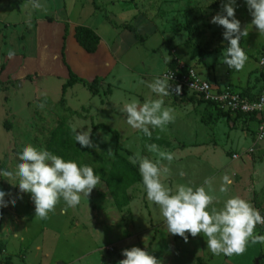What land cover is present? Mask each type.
Instances as JSON below:
<instances>
[{"label":"rangeland","instance_id":"374dc122","mask_svg":"<svg viewBox=\"0 0 264 264\" xmlns=\"http://www.w3.org/2000/svg\"><path fill=\"white\" fill-rule=\"evenodd\" d=\"M165 1L168 0H152L148 11L154 13L155 17L151 19L146 13L148 19L142 18L146 22L147 33L143 36L145 48L140 47L142 57H145L142 61L139 60L141 56L136 54V46H131L136 36L138 40L142 37L139 31L132 33L126 30L118 35V41L112 42L114 51L124 57V62L118 64L110 79L115 80L120 74V80L113 83L112 99H105L104 95H108V92L105 94L104 91H101V97H93L86 83H77L65 93L69 110L59 102L63 83L69 78L68 67L61 57L62 22L73 24L74 21H86V14L93 8L97 9L96 4L100 0H35L41 5L40 8L33 7L34 0H19L14 4L16 10L12 15L11 12L2 14L9 20L16 19L17 23L7 28L5 21L8 19H0V169L15 173L19 163L18 153L26 145L46 149L52 132L65 117L68 124L77 127V131L91 130V139L99 148H82L85 150V161L81 166L92 167L99 175L100 183L88 197L81 194L80 203L75 208L69 207L64 213L61 209L66 205L61 199L55 211L49 213L48 219H39L35 217L31 194L21 193L18 185H12L18 184L19 179H12L11 184L0 177V190L6 192L5 201L16 199L14 206L9 202L7 207L0 208V238L6 241L5 250L0 246V264H40V259L50 257H53L50 264H80L75 259L77 253L92 251L109 243V238H113L112 233L120 232L116 238H121L145 232L151 222V210L154 219H158V213L151 207L153 203H149L148 207L146 205L148 199L142 181L127 189L130 198L128 205L122 208L116 205L106 183L117 144V134L112 130L120 133L122 149L119 152L128 158L136 153L148 157L146 145L156 143V140L159 145L164 140L173 143L171 133L174 131L183 143L179 144L177 140L168 149L176 157L170 165L163 161L170 168V173L161 177L165 187L174 192L178 185L183 184L194 189L204 186L207 191L204 180L211 178L213 191L209 194L218 197V201L239 196L264 214V139H258L257 125L246 137L242 133V125L249 127L250 123L230 112V120L227 116L218 120L213 136V126L202 120L205 107L204 104L199 107V104L203 102L194 98L198 103L195 107L187 101L179 105L178 99L170 92L167 98L173 105L168 104L167 107L175 109V120L163 132L150 128L152 137L149 138L140 130L136 134V129L127 124L126 114L120 110L123 104L116 109L110 106L122 100L125 103L131 99L129 103L136 101L143 104L157 99L148 84L168 69L167 61L174 55L178 56L176 53L179 54V51H184L207 79L216 69L204 70L201 64L205 63V58L222 62L228 42L223 37V27L210 23L214 15L222 12L221 0ZM3 4L8 6L7 2ZM104 7L107 20L112 18L122 29L130 23V19L120 18L131 13L130 9L120 11L122 2L118 1L115 9L111 2L104 4ZM47 15L55 19L49 20ZM235 15L241 22V28L248 31V36L240 40V47L248 56L244 69L238 73L244 78L249 67L258 66L259 56L264 53V35L259 34L251 24L252 17L245 0H236ZM164 36H172L171 48L164 41ZM128 47L131 48L126 51ZM9 50L14 51L15 56L10 60V66L6 67ZM128 62L131 69L124 64ZM4 68L6 72L2 75ZM227 69L226 64L220 63L217 70L223 74ZM40 104L44 107L40 108ZM90 104L93 105L91 113ZM107 105L109 107L105 108ZM183 115L185 123L177 120ZM93 122L106 126L95 128ZM141 138L146 140L144 145ZM183 140L187 141L186 144ZM160 149L163 150V146ZM234 154L238 156L234 157ZM224 175L233 181L228 185L227 193L219 191ZM254 233L264 235V225L257 224ZM113 248L114 244L105 246L107 252ZM263 253L264 244L249 241L244 253L230 257L244 263L251 257L252 262L259 260V264H264ZM72 260L75 262H69ZM208 264L222 262L212 257L208 250Z\"/></svg>","mask_w":264,"mask_h":264},{"label":"clouds","instance_id":"9594fccd","mask_svg":"<svg viewBox=\"0 0 264 264\" xmlns=\"http://www.w3.org/2000/svg\"><path fill=\"white\" fill-rule=\"evenodd\" d=\"M245 3L252 17L251 24L259 34L264 35V0H245ZM221 4L222 12L214 15L210 23L224 29L223 37L228 42V47L223 53V63L231 70L241 71L248 56L240 47V40L248 36V31L241 28V22L236 18V0H227L226 3L221 0ZM33 7L40 8L41 5L34 0ZM7 55L12 59L15 52L9 50ZM170 79L172 76L166 74L148 84L151 91L161 98L143 104L133 101L121 107L120 110L126 114V122L131 128L140 130L151 138L150 127L163 132L169 123L174 122V109L164 107L162 97H167L170 92L179 96L182 89L179 84L173 88L169 84ZM38 106L44 107L43 104ZM259 107L264 108V99ZM77 130L75 125L71 126L73 138L81 148H99L91 139V130ZM146 147L149 152L156 154L155 162L139 153L130 156L129 161L138 165L147 199L159 207L169 234L179 235L185 243L188 242L189 234L192 237L203 234L208 250L215 256L242 254L249 241L252 244H264V235H254L256 225H264V217L250 202L233 196L226 199L220 209L212 207L209 211V206L216 200V197L209 194L213 191L211 178L204 180L207 191L204 186L194 189L180 184L173 192L165 187L161 177L170 173V168L162 161H167L170 165L176 158L175 154L161 150L155 143ZM109 151L111 152L110 149ZM18 160L15 173L0 169V177L7 179L9 183L14 178L19 179L18 184H11L18 185L21 193L31 194L35 217L39 219H48L49 213L55 211L61 199L66 205L64 213L69 207L75 208L80 203L81 194L88 197L100 183V177L92 167L79 166L71 160L65 161L47 149H37L30 144L18 153ZM180 174L183 175V172ZM232 183V179L224 175L219 191L227 193L228 185ZM5 196L6 192L0 190V208L7 207L9 202L13 206L16 204L15 198L5 201ZM122 255L124 258L118 264H159L155 256L136 246L123 249Z\"/></svg>","mask_w":264,"mask_h":264},{"label":"crops","instance_id":"0c3cea01","mask_svg":"<svg viewBox=\"0 0 264 264\" xmlns=\"http://www.w3.org/2000/svg\"><path fill=\"white\" fill-rule=\"evenodd\" d=\"M19 1V0H0V16L2 18H0L1 20L4 19H8L7 21H5V26L11 27L12 24H16L17 21L16 19H10L5 16L4 18V13H9L11 12V15L13 14V12L16 10V8L14 7V4H16L15 2ZM24 1V0H23ZM120 1L122 2V8L120 11L124 12L128 9L131 10V13L125 17H120L121 20H128L130 19V23H127V25H134L136 27V31H139V33L142 35V37L138 40L136 37L134 38L133 42L131 43V46H136V54L139 57V60H143L145 57H142V50L140 47H144V43H143V36L146 33L145 32V24L146 22L142 19V18H146L148 19L147 16H145V14H149L150 18L153 19L155 17V14L151 13L150 11H148V6L149 4H151L152 0H107V2H105L104 0H100L99 4H95L98 6V8H93L89 11L88 14H86V21H81L80 23H77L76 21H74L73 24H71L68 21H60L62 22V28L60 30V34L62 36V47H61V57L63 60V54L65 57V60L67 61L68 65V70L69 67L72 69V71L80 78H82L85 81H93L96 80L97 81V92L96 94H94L93 91H91L89 89V87L86 85V87H88V89L91 91L93 97L95 95H98L99 97L102 96L101 91H104V93L106 94V92H108V95H104V98H111L113 97V90H114V85L113 83L116 80H120V74L118 76L117 79L115 80H110L111 76L114 75V72L118 66L119 63L124 62L122 61L124 59V57H120L115 51H114V47L112 45V42H116L118 41V35H120L121 33H124L126 30H129L130 32H134L132 29L125 27V28H121L117 23H115L112 18L109 20L106 19V14L107 12L105 11V7L104 4H109L111 2V6H113V9L116 8V4L117 2ZM3 2H7L8 6H4ZM11 2V3H10ZM165 2H170L165 1ZM150 7V6H149ZM19 10H22L21 8ZM116 18V14L114 15ZM47 19L49 20H54V17H51L50 15L46 16ZM20 22V21H18ZM78 24H84V25H88L92 28H94L99 35L101 36V40H100V44L98 46V49L95 52H88L86 49H84V47H82V45L77 41L76 36H75V27ZM66 27H67V33H66V37L64 38V34L66 32ZM147 34V33H146ZM172 36L169 37H165L164 36V41L167 42V45L171 48L172 43L170 42ZM65 44V45H64ZM64 46V48H63ZM118 48V46H117ZM128 47L126 49L129 50ZM145 48V47H144ZM63 51V52H62ZM178 56L180 55V59L189 63V64H193L196 67H198L196 64H194V61L192 59L189 58V56L184 52V51H179V54L176 53ZM129 56L131 54H128ZM178 56H172V58L167 61L168 62V67L174 65L171 62L173 58L178 57ZM147 57V56H146ZM8 60V66H10V60L7 57ZM64 62V60H63ZM220 63H223V57H222V62L215 60V61H209L205 58V63L201 64L204 68V70H209L210 68L213 67L214 74L210 77H208V79L212 80L215 83H218L220 85H231L234 88L238 89V90H244L248 87H251V91L252 92H258L263 86H264V78H263V70L259 65L258 62V66H251L248 68V71L245 73L244 78L242 76H240L238 73L242 72V71H234L231 69H227L226 72H224L223 74H220V72L217 70L218 69V65ZM126 64L127 69H131L130 66V62L128 63H124ZM128 64V65H127ZM199 68V67H198ZM253 71V72H252ZM6 72V68H4V70L2 71V75H4V73ZM9 75V74H8ZM7 75V76H8ZM115 77V76H114ZM26 79V78H25ZM29 79V78H27ZM67 81V80H66ZM65 81V82H66ZM133 81H136L135 79ZM77 83H82L83 82L79 81ZM75 83V84H77ZM64 84V83H63ZM75 84L73 86H75ZM85 85V84H84ZM72 87V86H71ZM70 87L67 88V90ZM66 90V92H67ZM155 97L157 99L161 98L158 97L155 93H154ZM46 97V96H45ZM175 97V96H174ZM48 99H50L49 97H47ZM176 98V97H175ZM162 99L164 100V107H167L168 104H170V101H168L167 97H162ZM178 99V98H176ZM103 101V98L101 99ZM131 99L127 100L125 103H129ZM196 100H188L187 102H190L193 104V107H195V105H198V103L195 102ZM186 101H182L180 99H178V104H183ZM124 100L120 101V103L118 104L117 102H115L114 105H110L112 106V108L116 109L118 106H120L121 104H125ZM201 104H204V107H206L207 104L205 103H200L199 107L201 106ZM91 105L90 108V113L92 111V107L93 105ZM122 105V106H123ZM173 105V104H170ZM109 107V105H107L105 108ZM198 107V108H199ZM104 108V109H105ZM174 109V108H172ZM205 109V108H204ZM210 110L212 111V115L214 118V126L212 127L213 129V136L215 134L214 129H216L217 127V122L220 118L226 117L229 118L230 120V114L229 115H220L219 113H217V109L215 107H210ZM175 112V109H174ZM199 112V110H198ZM201 112V110H200ZM199 114V113H198ZM175 115V114H174ZM232 115H237V114H232ZM231 115V118H232ZM239 116V115H237ZM184 115L180 116L177 118V120L183 121V123H185L186 121L184 120ZM200 118V115H199ZM240 119H242V121L246 120L248 123H250L249 127L244 126V124L242 125V133L244 134V136L248 137L249 135H251V129H254L256 127H254V125H259L258 120L260 121V119L254 115V117L252 116H246V115H240L239 116ZM234 122V121H233ZM244 123V122H243ZM173 124V122L169 123L168 126L171 127V125ZM151 128V127H150ZM115 129V128H113ZM169 131H172L171 129ZM136 134L138 133V130L136 129ZM172 136L174 138V142H176L178 140L179 144L183 143L182 140L179 139V137L177 136V134L172 131ZM161 140V138H160ZM141 141H143V145L146 143V140L144 138H141ZM162 141V140H161ZM184 141V140H183ZM163 142V143H162ZM161 145L158 144V141L156 140L157 145L159 146V148L161 146H163V150L164 151H168V149L170 148L171 145H173V143H168L166 140L162 141ZM187 141H184V143L186 144ZM155 143V144H156ZM148 159L153 160V162H155L154 160L157 159L156 154L155 153H148ZM163 163V161H162ZM214 196V195H213ZM215 202V203H214ZM214 204L209 206V211L212 207H216L217 209H220L221 207H223V202L224 200L221 198L220 201H218V197H216V200H214ZM149 203H151V201L148 200V205ZM152 209H154L157 213H158V219H154V212L153 210H151V214H152V218H151V222L150 225L148 226L147 230H145V232L143 233H139L137 234H129L127 236L121 237V238H116V236H119V233H112L113 238H109L110 240L108 241L109 243H106L105 245L100 246V248H95L92 251L86 250L83 251L82 253H77L75 259L77 261H79L80 264H115V262H119L121 259H123V255H122V250L126 249V248H131L133 246L136 247H140L142 249H144L145 247H147L151 242V247L150 249L147 251L149 254H152L153 256H155L158 259L159 264H201L198 260L197 257H202L204 259V261L206 262V264H208V248H207V243H206V237L203 236V234H198L196 237H192L189 234V238H188V242L185 243L184 239L182 237H180L179 235H172L169 234L167 231V228L165 226L164 223V218L163 216L160 214V209L158 206L152 204ZM63 210V208L61 209V211ZM150 213V211H149ZM261 213V212H260ZM121 225V224H120ZM136 229V228H135ZM84 230V229H83ZM123 233V232H122ZM256 233H254L255 235ZM146 235V236H145ZM5 243L6 241H4V239L0 238V246L2 245V248L5 250ZM110 244H114L115 245V249L113 251H106L105 250V246H108ZM38 248H41L40 246H38ZM212 257H217L220 259V261L222 262V264H253L255 263L254 261H251V257L248 259V261L241 262V261H236L233 259V257L230 256H224L223 254L219 255V256H215L210 252ZM37 255V254H36ZM39 258V257H38ZM53 257H50L49 259L43 258L40 259V264H50V261H52ZM8 261H10V258H8ZM69 262H75L74 260L69 261ZM68 262V263H69ZM56 264H61L59 262H57ZM258 264V263H257Z\"/></svg>","mask_w":264,"mask_h":264},{"label":"trees","instance_id":"16d2710c","mask_svg":"<svg viewBox=\"0 0 264 264\" xmlns=\"http://www.w3.org/2000/svg\"><path fill=\"white\" fill-rule=\"evenodd\" d=\"M126 26L136 31V28L134 26L127 25V24ZM66 33H67V27H66V32L64 34V38L66 37ZM75 36H76L77 41L88 52H95L98 49L101 36L94 28L88 25L78 24L75 27ZM63 60H64V63L68 65L67 61L65 60L64 54H63ZM171 63L174 64V62H171ZM262 75L264 78V72ZM79 81L83 82L84 84L86 83L91 91H94V92L97 91V81L96 80H93L90 82L85 81L82 78L78 77L69 67V78L67 79L66 82H64L62 86L63 94L59 100L60 104L64 106L67 110H69L70 108L66 107V102H67L65 98L66 90L68 87L73 86L75 83ZM243 92L246 94H251L252 92L251 87L244 89ZM193 99L194 98L192 96H189V97L186 96V97L181 98L180 100L188 101V100H193ZM210 107H215L217 109V112H219L220 115H228V113H230L229 111H224L216 107L215 104L213 103H210V102L207 103L205 107V111L202 116V120H204L206 123L210 124L211 126H214L215 122H214V118L212 115V111L210 110ZM72 112L78 113L77 111H74V110H72ZM252 117H254V115H252ZM101 126H106V124L93 122V127L96 128V127H101ZM112 131L117 134V144H116V150L114 152V157H113L111 167L108 170L109 174L107 176L106 183L108 184L111 192L114 195L116 205L122 208L129 204L130 198L127 193V189L134 183L142 181V177L139 173L138 165H133L129 161V158L127 156L119 152V150L122 149V147L119 144L120 133L116 130H112ZM46 149L51 151L53 154L62 157L65 161L71 160V161L76 162L79 166H81V164L85 161V157H84L85 150L82 149L79 143H76V141L74 140L73 134L71 132V125L66 122L65 117L63 118V120L60 121L58 126L52 132L48 145L46 146ZM68 150H71V152L67 153ZM128 152L132 154V152L130 151ZM151 243L147 247L144 248L146 251L150 249ZM262 257H264V253L262 254ZM197 260L201 264H206V262L204 261L202 257H197ZM259 263H261V261H259ZM253 264H257V263H253Z\"/></svg>","mask_w":264,"mask_h":264},{"label":"built area","instance_id":"2783aa9c","mask_svg":"<svg viewBox=\"0 0 264 264\" xmlns=\"http://www.w3.org/2000/svg\"><path fill=\"white\" fill-rule=\"evenodd\" d=\"M259 65L264 72V53L259 56ZM166 74L172 76L169 84L173 88L177 84L181 86V95L177 96L174 92H171L175 97L181 99L192 96L205 104L213 103L224 111L237 115L257 116L260 119L257 137L260 140L264 139V108L259 107L261 100L264 99V86L258 92L246 94L243 90H238L231 85H220L207 79L195 65L183 62L180 59H176L174 65L168 67L160 74V77ZM237 156V154H234V157ZM260 214L264 217L262 213ZM113 250L114 248L109 251Z\"/></svg>","mask_w":264,"mask_h":264},{"label":"water","instance_id":"95a60500","mask_svg":"<svg viewBox=\"0 0 264 264\" xmlns=\"http://www.w3.org/2000/svg\"><path fill=\"white\" fill-rule=\"evenodd\" d=\"M256 262L258 263V262H259V260H256Z\"/></svg>","mask_w":264,"mask_h":264}]
</instances>
